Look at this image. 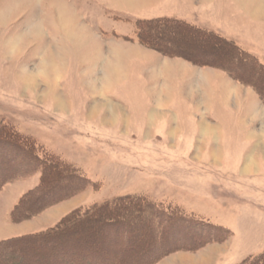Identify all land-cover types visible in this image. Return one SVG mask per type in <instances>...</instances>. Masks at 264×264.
<instances>
[{
  "label": "rangeland",
  "instance_id": "1",
  "mask_svg": "<svg viewBox=\"0 0 264 264\" xmlns=\"http://www.w3.org/2000/svg\"><path fill=\"white\" fill-rule=\"evenodd\" d=\"M55 1L0 0V121L35 146L0 138V225H20L0 262L87 264L66 252L79 240L105 264H190L204 252L197 264H264V76L230 67L221 41L182 26L264 64V19L232 0H77V22L104 11L127 38H50L43 16L58 14ZM137 21L151 23L141 41ZM67 42L84 66L66 58ZM36 154L66 165L37 167ZM99 206L118 219L90 217Z\"/></svg>",
  "mask_w": 264,
  "mask_h": 264
},
{
  "label": "crops",
  "instance_id": "2",
  "mask_svg": "<svg viewBox=\"0 0 264 264\" xmlns=\"http://www.w3.org/2000/svg\"><path fill=\"white\" fill-rule=\"evenodd\" d=\"M99 1H107L108 3L112 4L110 2V0H99ZM55 2H56L55 4L57 6L55 7L54 11H52V12L56 11L58 14H56L55 17H54L53 13L51 14L52 16H49V13H48V16L47 15L43 16V27H45L47 37H50V38H53V37H55V38H58V37L59 38H61V37L70 38V37H72V34H76V35L79 34L81 36H86L89 38L88 33H90L92 30H94L95 34L98 35L99 38L104 39L108 42H121V41H123V39L127 38V37L123 36V35H125L126 32L118 29L119 24L116 21H113L112 19L106 20V17H103L105 15L104 11H102V13H101L102 17H99L98 19H97V17L91 18V20L88 21V19L90 18L89 13L87 15L86 13L88 11L84 10L85 11L84 15H86L87 19L81 18V19H79L80 21L78 20L79 22H77L76 16H78V15L75 14V12H70V9H68V8H71L72 6L74 7V5H75V7L79 6L77 0H56ZM79 2H81V0ZM113 2H115V0H113ZM118 4H119L118 5L119 6L118 11L119 12H127V10H129V11L133 10V8H130V7L124 5L120 2ZM207 4H208V6L211 7L213 3H210V4L207 3ZM231 5H232V7H231L232 11L235 9L243 8V10H246L249 13V15H251L253 18L260 19V20L264 19V11H263L264 9L262 10V7L259 6L258 4L255 6V5H250V4L238 3L235 0H232ZM62 6L64 8H62ZM227 7L229 8V6H227ZM142 9H145V8H142ZM142 9H136L133 12H136L138 10L140 11ZM75 10H76V8H75ZM158 10H159V4L153 5L152 7L150 6V11H153V13H158L159 12ZM177 11H178L177 13H179V14H176V15H178L180 17L178 19L187 20L184 18L185 15L187 14V9L185 6H179L177 8ZM140 14H142V13H139V15ZM183 14H185V15L183 16ZM63 16H64V18H62ZM81 20H83V21H81ZM70 21H71V24L68 23ZM52 23L54 24L55 27H53ZM93 26H94V28H93ZM81 31H83V32H81ZM124 42H125V40H124ZM67 43H68V45H66V48H65L66 52L64 51L66 54V58H67L68 53H69L72 55V62H74V63L77 62V64L82 63L83 65H81V66H84L85 64L83 63V59H81L80 56H77V54H75V53H77V50H78L77 46L76 45L75 46L70 45L69 42H67ZM56 49L57 50H52V52H55V53L57 52L58 54L60 52H62V49H58V48H56ZM62 65H63V61H62L61 66ZM61 66L59 65V67H61ZM87 68H88V66H87ZM18 226H20V225H14V224L0 225V241H3L4 239H7V238L10 239L13 237H17V235L19 236V234L15 233L16 231L14 230ZM9 230H10V232H9ZM11 230H12V232H11ZM37 232H38V230H37ZM33 233H36V232H33Z\"/></svg>",
  "mask_w": 264,
  "mask_h": 264
},
{
  "label": "trees",
  "instance_id": "3",
  "mask_svg": "<svg viewBox=\"0 0 264 264\" xmlns=\"http://www.w3.org/2000/svg\"><path fill=\"white\" fill-rule=\"evenodd\" d=\"M166 20V19H165ZM138 23V21L136 22V25H135V27H136V31H135V34H136V38L139 40V41H141V40H144L143 39V36H144V34H145V32H143V30H142V28L143 29H148V26H151L150 24H144V25H142V26H144V27H141V25H138L137 24ZM180 23V22H179ZM176 24V23H175ZM182 24V23H181ZM182 26L184 27V28H186V27H188L187 29H189V30H192V31H194V32H196L197 34H199V35H202V36H206V37H211V39H217V40H219V41H221L223 44H224V47L223 48H226V49H228V52L229 53H227V59H229L228 60V65H230V67L231 66H233L234 67V65H235V67L236 66H242V65H246L244 68H245V70H246V72H248L249 74L248 75H251V76H253L254 78L255 77H258L259 79H260V77H261V75L262 76H264V64L263 63H261V62H259L253 55H251V53H249V52H247L246 50H244V49H242V48H240L233 40H231V39H227V38H225V37H223V36H221V35H219L218 33H213V32H211V31H208V30H204L203 28H199V27H195V26H193V25H190V24H186V26H184V24H182ZM153 27H158L157 25H155V24H153ZM164 27V26H163ZM150 28V27H149ZM232 51V52H231ZM220 52H222V51H220ZM223 54H221V56H222ZM220 56V55H219ZM239 58H238V57ZM225 57V56H224ZM244 63H243V62ZM243 67V66H242ZM254 72V73H253ZM251 73V74H250ZM260 82L261 83H263L264 84V79H261L260 80ZM7 132L8 133H11L12 135H13V137H9V135H5V133L7 134ZM6 138L7 140H9L10 142H14L13 141V139H16V140H18V142H20L21 141V143H23V144H25L26 146H27V148L30 150V151H32L33 150V148H35V146L33 145V143H31V141L27 138V137H21V135L20 134H18L17 132H15L12 128H10V127H8L7 125H5V124H2L1 123V121H0V138ZM39 155H37L36 154V157L39 159V161H38V159H37V163L35 164L37 167H45V165H46V163H48V165H51L52 163L53 164H59L60 166H61V164H62V166L63 167H65L64 165H66V164H63V162L61 163V162H59L58 160H56V159H53V158H51V157H38ZM41 162H43V163H41ZM42 175H43V172H42ZM41 175V176H42ZM30 194V192L29 193H26V195H29ZM117 201V200H116ZM135 201H137V199L135 200ZM118 204V206L120 205V209L121 208H123V207H125V206H127L128 205V203H126V201H123V199L122 198H120V199H118V201L114 204V205H117ZM137 204V205H136ZM136 204H134L135 205V208H136V210L137 211H140V209H141V206L139 205V202H136ZM48 205V204H47ZM46 204H43V207H45V206H47ZM18 208H17V207ZM15 206V208L11 211L12 213V215H11V220H13L14 218H15V215H17L18 213H19V204H17ZM108 206V205H107ZM107 206H99V208L100 209H96L94 212H92V213H90V215H88V217L90 216V217H94L93 219H96L97 221H101V219H103V220H106V221H113L115 218H117L118 219V217H113V219L112 218H107V217H105L106 215H109L108 213V211H105L104 210V208L106 207L107 208ZM144 206H145V204H144ZM17 208V209H16ZM111 211V210H110ZM117 212V211H116ZM25 216H22V218H24ZM121 221H118L117 223L119 224ZM64 231L63 230V228L62 229H60L59 230V232H62V231ZM41 233V232H40ZM43 233V232H42ZM35 234H38V233H35ZM108 235H110V232L108 233ZM77 236L78 237H80V235L79 234H77ZM16 237H14V238H11V239H15ZM110 238V237H109ZM125 238V237H124ZM9 239H7V240H3V241H0V246H1V244L3 245V244H5L4 242H6V241H8ZM76 242H74L73 244H72V246L73 247H69L68 249H67V251L66 252H68L67 254H72V253H76V254H78L80 251L79 250H82V252H81V254L83 253V254H85V255H88L89 257V259H93V260H89L88 259V263L87 264H105V261H106V259H105V253L104 252H102V256H100V252L98 251V250H93L92 251V249H91V247H92V245H90V243L89 242H84V241H82V242H79V240H77V243L75 244ZM57 246L59 247H61V246H63V243H60V244H57ZM74 248H76V250L74 249ZM78 249V250H77ZM103 251V250H102ZM60 255H62L61 253H59ZM75 254V255H76ZM114 257V256H113ZM61 258H63V260L66 262V263H68V264H75L74 263V260H72L70 257H68L67 255H65V258H64V256H61ZM77 258H81V257H79V255H78V257ZM7 260H3L2 262H0V264H5V262H6ZM6 263H8L9 264V262H6ZM112 262H110V264H111ZM151 263V262H150ZM150 263H147V264H150Z\"/></svg>",
  "mask_w": 264,
  "mask_h": 264
},
{
  "label": "bare ground",
  "instance_id": "4",
  "mask_svg": "<svg viewBox=\"0 0 264 264\" xmlns=\"http://www.w3.org/2000/svg\"><path fill=\"white\" fill-rule=\"evenodd\" d=\"M134 1H135V0H127V2H129V3H130V2H131V3H134ZM136 1H137V0H136ZM136 1H135V2H136ZM236 2L240 3V0H236ZM260 3H261V2H259V1L257 0V1H255V2H253V3H251V5H255V6H256V5L258 4L259 6H261L262 3H261V4H260ZM261 7H262V10H263L264 7H263V6H261ZM263 11H264V10H263ZM255 12H256V11H255ZM255 12H254V13H255ZM261 12H262V11H261ZM191 36H192V35H191ZM204 129L210 131V129H209L208 127H205ZM207 251H208V250H207ZM202 257H203V258H202ZM204 257H205V258L207 257V252H204L203 254H201L200 256H198V258H196V259H198L197 262H198V263H201V262L203 261L202 259H205ZM196 259H195V260H196ZM195 260H193L192 262H190V264H197V263L195 262Z\"/></svg>",
  "mask_w": 264,
  "mask_h": 264
}]
</instances>
